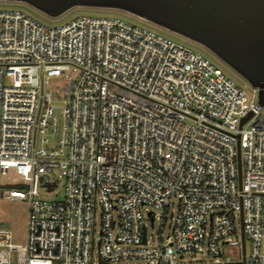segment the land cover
<instances>
[{"label": "built area", "instance_id": "1", "mask_svg": "<svg viewBox=\"0 0 264 264\" xmlns=\"http://www.w3.org/2000/svg\"><path fill=\"white\" fill-rule=\"evenodd\" d=\"M258 96L200 52L120 17L47 26L0 9V177L19 175L0 194L29 201L24 245L0 227V264H178L188 253L264 264ZM55 168L62 200L36 199L40 186L55 189L45 180ZM226 246L237 259L223 258Z\"/></svg>", "mask_w": 264, "mask_h": 264}, {"label": "water", "instance_id": "2", "mask_svg": "<svg viewBox=\"0 0 264 264\" xmlns=\"http://www.w3.org/2000/svg\"><path fill=\"white\" fill-rule=\"evenodd\" d=\"M0 1L23 2L51 17L73 7L126 11L207 47L259 89V104L264 106V0ZM251 116L252 112L244 117L241 126ZM238 152L241 178L240 148ZM243 246L245 248L244 236Z\"/></svg>", "mask_w": 264, "mask_h": 264}, {"label": "rangeland", "instance_id": "3", "mask_svg": "<svg viewBox=\"0 0 264 264\" xmlns=\"http://www.w3.org/2000/svg\"><path fill=\"white\" fill-rule=\"evenodd\" d=\"M0 9H20L25 11L34 19L47 25L54 26L58 24H63L68 22L72 18H76L83 15H95V16H115L120 17L127 22L137 24L139 26L145 27L147 29L153 30L159 34L167 36L184 46L191 48L194 51L200 52L205 58L209 59L216 67L222 69L227 77L232 78L240 86H245L248 81L243 78L238 72H236L232 67L210 51L207 47L189 40L182 35L173 33L163 27L153 24L149 21L141 19L131 13H128L119 9L111 8H97V7H73L68 11L57 17H51L43 12L37 10L36 8L16 1H0ZM55 82L52 81V86H55ZM249 84V83H248ZM55 105L60 106L59 102H54ZM56 110H60L57 108ZM261 115L264 117V106L261 108ZM59 169L55 168L47 172L45 175V180H49L52 183L56 182V187L53 191H48L47 188L40 186L39 195L36 199L43 201H59L62 200L65 192V181L59 176ZM14 180H19V175L14 171L10 170L6 175L0 177V185H4V188H11L13 186L8 185ZM23 189V188H20ZM145 213L146 208H142ZM28 212H29V201L26 199H11L0 194V227L9 229L12 232V242L16 245H24L27 242L28 236ZM176 213V206L171 208L168 216ZM159 215V214H158ZM100 223L97 222L96 230L98 231ZM160 220L156 219L154 227L148 222V238L150 244H157L159 242V237L161 234ZM169 229L165 227L163 230V237H166ZM247 253L250 251V244H246ZM238 258V251L235 247L226 246L223 249V258ZM215 261L210 255L199 254V253H188L184 254L182 258L177 259L178 264H207ZM141 263V261H138Z\"/></svg>", "mask_w": 264, "mask_h": 264}]
</instances>
